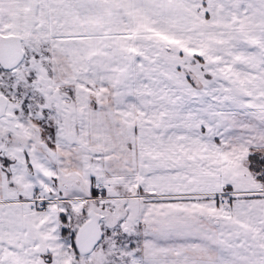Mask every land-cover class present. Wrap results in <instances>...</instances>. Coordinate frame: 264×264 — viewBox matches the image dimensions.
Listing matches in <instances>:
<instances>
[{"label":"snow or ice","instance_id":"1","mask_svg":"<svg viewBox=\"0 0 264 264\" xmlns=\"http://www.w3.org/2000/svg\"><path fill=\"white\" fill-rule=\"evenodd\" d=\"M0 264H264V0H0Z\"/></svg>","mask_w":264,"mask_h":264}]
</instances>
